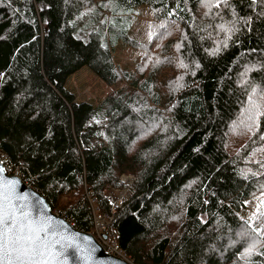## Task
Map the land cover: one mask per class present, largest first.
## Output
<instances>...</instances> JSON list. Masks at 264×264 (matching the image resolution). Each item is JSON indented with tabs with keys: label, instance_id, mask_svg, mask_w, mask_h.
<instances>
[{
	"label": "trees",
	"instance_id": "1",
	"mask_svg": "<svg viewBox=\"0 0 264 264\" xmlns=\"http://www.w3.org/2000/svg\"><path fill=\"white\" fill-rule=\"evenodd\" d=\"M119 43L144 54L131 74ZM82 68L122 87L78 103ZM0 158L79 231L94 199L133 264H264V211L239 215L264 194V0H0Z\"/></svg>",
	"mask_w": 264,
	"mask_h": 264
},
{
	"label": "snow or ice",
	"instance_id": "2",
	"mask_svg": "<svg viewBox=\"0 0 264 264\" xmlns=\"http://www.w3.org/2000/svg\"><path fill=\"white\" fill-rule=\"evenodd\" d=\"M14 185L15 181H0V264H67L69 255L83 252L79 246L63 244L50 221L33 218L20 203L27 197L15 196Z\"/></svg>",
	"mask_w": 264,
	"mask_h": 264
},
{
	"label": "rangeland",
	"instance_id": "3",
	"mask_svg": "<svg viewBox=\"0 0 264 264\" xmlns=\"http://www.w3.org/2000/svg\"><path fill=\"white\" fill-rule=\"evenodd\" d=\"M135 22L130 30L128 37L140 44L148 46L152 40L151 23L153 13L146 7H139L135 11ZM143 53L138 50L129 48L128 46L119 43L113 51V60L120 71L133 73L136 66L140 63ZM122 87L119 83L113 87H108L97 79L89 69L82 68L77 73L70 76L66 82L65 89L75 97L76 102H85L92 107H97L104 98L112 91ZM131 176H122L126 183H131V180L125 179ZM122 179V180H123ZM125 185V183L123 182ZM107 194L111 202H120L127 194L126 189L109 190ZM108 191V193H109ZM264 211V194L253 197L245 203L244 208L239 215L246 220L251 226H254L259 216Z\"/></svg>",
	"mask_w": 264,
	"mask_h": 264
},
{
	"label": "water",
	"instance_id": "4",
	"mask_svg": "<svg viewBox=\"0 0 264 264\" xmlns=\"http://www.w3.org/2000/svg\"><path fill=\"white\" fill-rule=\"evenodd\" d=\"M0 181H15L14 195L17 197H27L26 201H21L26 205V210L30 211L33 218L47 219L51 222L52 229L57 234V238H62L65 245H76L83 252H75L69 255L67 264H129L124 260L109 256L98 244L90 233H85L74 228L66 219L51 210L45 198L33 188L27 186L15 176L8 175L0 158ZM105 235L103 238L105 239ZM73 253V249H68Z\"/></svg>",
	"mask_w": 264,
	"mask_h": 264
},
{
	"label": "built area",
	"instance_id": "5",
	"mask_svg": "<svg viewBox=\"0 0 264 264\" xmlns=\"http://www.w3.org/2000/svg\"><path fill=\"white\" fill-rule=\"evenodd\" d=\"M1 162H2V160H1ZM2 164H3V162H2ZM3 166L5 169V172L8 175L17 177L23 183H25L27 186L33 188L31 185H29L26 182V178L23 176L22 173H20L17 170H12V168L9 167L8 165L3 164ZM122 179L123 178H121V180ZM125 179H128V181L131 180V183H126L124 181V179L122 180L126 185L125 189L127 190V194H126L125 198H122L123 200H121L120 202L124 201L125 199H127L129 197L130 189H131V186L133 184V181L130 177H127ZM109 194H110V191H109L108 195ZM109 201H110V204H111L113 209L116 208L118 206V204L120 203V202H111L110 198H109ZM90 205L92 208V215H93V227H92L90 234L94 237V239L98 242V244H100V246L103 248V250L106 252L107 255L113 256V257L121 259V260H124L129 264H133L131 258L127 255V253L125 251L121 250L118 247L117 243L114 240H112V238L110 236H108L106 233L107 228L113 222V216L108 214V213H102L99 210V208L96 206V201L94 199L90 200ZM56 214H58V213H56ZM58 215H60V214H58ZM104 235L106 236L105 239L103 238Z\"/></svg>",
	"mask_w": 264,
	"mask_h": 264
}]
</instances>
